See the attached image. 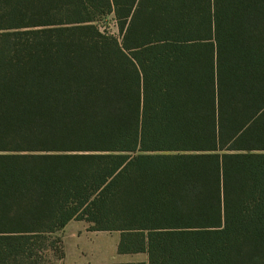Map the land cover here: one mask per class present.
<instances>
[{"label":"trees","instance_id":"16d2710c","mask_svg":"<svg viewBox=\"0 0 264 264\" xmlns=\"http://www.w3.org/2000/svg\"><path fill=\"white\" fill-rule=\"evenodd\" d=\"M72 220L264 264V0H0V264Z\"/></svg>","mask_w":264,"mask_h":264},{"label":"rangeland","instance_id":"374dc122","mask_svg":"<svg viewBox=\"0 0 264 264\" xmlns=\"http://www.w3.org/2000/svg\"><path fill=\"white\" fill-rule=\"evenodd\" d=\"M112 32L118 33L115 22L109 18L106 21ZM121 233L119 231L91 230L89 224L82 220H72L63 229L49 235V239L41 246L45 250V264H119L129 261H147L146 253L118 252ZM57 241L52 245L51 241ZM62 247L65 253L59 258L58 249Z\"/></svg>","mask_w":264,"mask_h":264}]
</instances>
